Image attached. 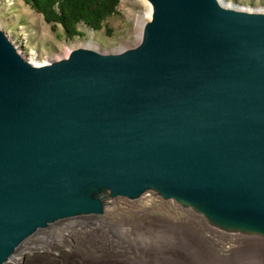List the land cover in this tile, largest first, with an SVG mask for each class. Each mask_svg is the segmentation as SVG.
Instances as JSON below:
<instances>
[{
  "label": "water",
  "instance_id": "95a60500",
  "mask_svg": "<svg viewBox=\"0 0 264 264\" xmlns=\"http://www.w3.org/2000/svg\"><path fill=\"white\" fill-rule=\"evenodd\" d=\"M149 2L137 45L40 65L0 27V264L148 189L264 234V12Z\"/></svg>",
  "mask_w": 264,
  "mask_h": 264
},
{
  "label": "rangeland",
  "instance_id": "374dc122",
  "mask_svg": "<svg viewBox=\"0 0 264 264\" xmlns=\"http://www.w3.org/2000/svg\"><path fill=\"white\" fill-rule=\"evenodd\" d=\"M221 1L241 9L264 11V0ZM149 8L150 2L148 0H119L117 12L107 18L103 28L93 30L80 23L79 28L84 35L70 38L60 24L53 30L52 23H48L44 16L27 4L25 0H0V27L24 58L40 65L68 57L71 51L79 46L110 53L137 45L141 39L145 22L151 19L149 17ZM149 205H152L149 210H144V207L148 206L144 205L143 202L135 203L124 196L118 197L115 203L110 206L109 212H107L106 207L104 214L99 215L113 223V227L100 225L98 227L95 226V228L90 223L81 227L82 224L80 222L76 221L77 225H75L73 220L53 224L49 226L47 230L49 235L46 237L59 236L62 241L52 244L46 243L42 233L44 230L39 231L26 241L36 239L39 246L33 249H24L25 253L19 256L21 257L20 264H84L85 256L103 257V254L98 249L94 247L86 248L85 246L88 243L87 240L93 239L96 234L99 239L102 238L103 234L105 235V241L107 238V264H127L130 260H135L139 256L142 257V251L144 250L152 254L150 261L154 263V250L163 251V249H170L183 243H179V239L173 237L170 232H156V229H148L146 230L148 231L147 233H142L143 229L134 230L132 237L125 238L118 229L121 226L119 218H132L135 215V211L141 209L144 212L147 211L153 217H164L172 221H179L178 223L180 224L185 222L183 220L187 215H183L181 208L174 206L170 201L157 204V201L151 200ZM139 216L141 217L142 215ZM85 218L83 217V219ZM150 220V217L146 219L147 222ZM169 220L165 221L162 218H157V221L167 223L171 222ZM134 225L138 227L136 220L133 221L132 226ZM91 227L94 228L92 229ZM61 230H67L69 234L62 236L63 231ZM38 234L39 237H35ZM139 240L146 246L141 248L137 243ZM20 252H23L22 249L17 253ZM256 257L255 255L247 258L246 264H258L259 258ZM11 263L12 260H9L5 264Z\"/></svg>",
  "mask_w": 264,
  "mask_h": 264
},
{
  "label": "bare ground",
  "instance_id": "6f19581e",
  "mask_svg": "<svg viewBox=\"0 0 264 264\" xmlns=\"http://www.w3.org/2000/svg\"><path fill=\"white\" fill-rule=\"evenodd\" d=\"M219 2L226 4L225 2L221 0H219ZM226 5H229V4H226ZM229 6H232V5H229ZM250 11H255V10H250ZM151 15H152V5L150 3L149 17H151ZM33 64H36V63H33ZM104 196L105 197L103 199V212L101 214H89V215H83V216H76L72 218H66V219H62L57 222L51 223L49 226L62 222V221L73 220L74 221L73 223H75V225H77L76 221L80 222L82 224L81 227L88 225V223L94 225V227L95 226L98 227L100 225L113 227V223L109 222L108 219L100 217L99 215L104 214L106 207H107V212H109L111 209L110 206L115 203L117 198L123 197V196H116V197H112L110 195H104ZM155 197H159L157 204H160V202L163 203L166 201H170V203H172L174 206H179L182 210V214L187 215L185 216V219L183 220L185 222H181L179 224L178 223L179 221H172L164 217H153L152 215L148 214L147 211L144 212V210H149V207L152 206V205H149V201L153 200ZM127 199L135 203L143 202V204L148 207H144L145 208L144 210H141V209L136 210L135 215H133L132 218H129V219H124L122 217L119 218L121 222V226H119L118 229L120 230L122 235L125 236V238L132 237L134 230L136 231L138 229L139 230L143 229L144 231L142 233H147L148 231L146 230L148 229L149 230L156 229V232H163V231L170 232V234L173 237H175L176 239H179V243L180 242L183 243V244L180 243L181 245L179 244V246L175 245L170 249L169 248L166 250L163 249V251L154 250V254H153L154 259H155L154 263L150 261V257L152 254H149L148 252H146V250H144L142 251L143 255L141 254L142 257L139 256L135 260H130L127 262V264H155V263L156 264H246L247 258L251 256H255V255L259 258L258 264H264V246H263L264 245V234L262 233L243 229L240 227L228 226V225H223L221 223H218L215 220H213L208 214H205L204 212H202L200 209L194 208L192 206H184L180 204L178 201H176L174 198H163L153 189L146 190L145 192H143L136 198H132V199L127 198ZM139 215H142V216L140 217ZM83 217H86V218L83 219ZM149 217L151 218V220L147 222L146 219H148ZM157 218H162L165 221L169 220L171 222L167 223L164 221H157ZM134 220L137 221L138 227H136L135 225L132 226ZM57 227H60V226H57ZM39 231L41 230L36 231L33 235L28 237L18 247V249L14 253L15 255L13 254V256L9 259L10 261L12 260L11 264L21 263V257L19 256L25 253L24 249L25 250L33 249L39 246L36 239L35 240L30 239V241L26 242L29 238L36 235ZM61 231H63L62 236H67L66 234H69L67 230H61ZM42 233L44 235V239H45L44 241L46 243L52 244L54 242L62 241L61 237L59 236L57 237L50 236L47 238L46 236L49 235L48 231H45V232L42 231ZM39 234L35 237H39ZM97 237L98 235L96 234L94 235L93 239L91 240L88 239L87 240L88 243L85 246L86 248L94 247L98 249L103 254V257H97V256L93 257L91 255L85 256L84 264H107L108 263L107 257H106L107 238L105 241L104 234L101 239ZM137 243L141 248L146 246L141 240H139ZM20 249H22L23 252L17 253L18 251H20ZM9 260L6 262H9Z\"/></svg>",
  "mask_w": 264,
  "mask_h": 264
},
{
  "label": "trees",
  "instance_id": "16d2710c",
  "mask_svg": "<svg viewBox=\"0 0 264 264\" xmlns=\"http://www.w3.org/2000/svg\"><path fill=\"white\" fill-rule=\"evenodd\" d=\"M33 9L40 12L53 30L60 24L65 33L73 38L82 36L79 24L93 30L105 26L108 17L117 12L119 0H25Z\"/></svg>",
  "mask_w": 264,
  "mask_h": 264
},
{
  "label": "flooded vegetation",
  "instance_id": "af4514ba",
  "mask_svg": "<svg viewBox=\"0 0 264 264\" xmlns=\"http://www.w3.org/2000/svg\"><path fill=\"white\" fill-rule=\"evenodd\" d=\"M48 228H49V225H48L47 227L41 228V229H39V230H41V231H42V230L47 231Z\"/></svg>",
  "mask_w": 264,
  "mask_h": 264
},
{
  "label": "built area",
  "instance_id": "2783aa9c",
  "mask_svg": "<svg viewBox=\"0 0 264 264\" xmlns=\"http://www.w3.org/2000/svg\"><path fill=\"white\" fill-rule=\"evenodd\" d=\"M153 200L158 202L159 197H155Z\"/></svg>",
  "mask_w": 264,
  "mask_h": 264
}]
</instances>
